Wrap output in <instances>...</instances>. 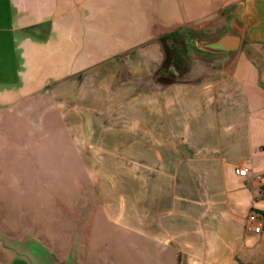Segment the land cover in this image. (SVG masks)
<instances>
[{
  "label": "crops",
  "instance_id": "obj_1",
  "mask_svg": "<svg viewBox=\"0 0 264 264\" xmlns=\"http://www.w3.org/2000/svg\"><path fill=\"white\" fill-rule=\"evenodd\" d=\"M227 26L235 54L185 51L183 77L155 81L164 36ZM11 94L19 115L58 116L155 264H264V0H0V101ZM133 183H156L160 215L123 217Z\"/></svg>",
  "mask_w": 264,
  "mask_h": 264
},
{
  "label": "rangeland",
  "instance_id": "obj_2",
  "mask_svg": "<svg viewBox=\"0 0 264 264\" xmlns=\"http://www.w3.org/2000/svg\"><path fill=\"white\" fill-rule=\"evenodd\" d=\"M186 37L162 39L165 59L155 81L183 77ZM14 97L0 101V264H155L153 246L126 236L118 214L98 200L58 116L43 108L19 115ZM155 184H132L123 217L160 215ZM123 194L104 196L111 201Z\"/></svg>",
  "mask_w": 264,
  "mask_h": 264
},
{
  "label": "water",
  "instance_id": "obj_3",
  "mask_svg": "<svg viewBox=\"0 0 264 264\" xmlns=\"http://www.w3.org/2000/svg\"><path fill=\"white\" fill-rule=\"evenodd\" d=\"M187 35L183 46L190 57L206 59L223 58L235 54L240 47L241 37L234 33L230 26L210 36L200 31L185 29Z\"/></svg>",
  "mask_w": 264,
  "mask_h": 264
},
{
  "label": "built area",
  "instance_id": "obj_4",
  "mask_svg": "<svg viewBox=\"0 0 264 264\" xmlns=\"http://www.w3.org/2000/svg\"><path fill=\"white\" fill-rule=\"evenodd\" d=\"M235 174L238 176H245L247 169L245 167H239L235 169ZM262 216L256 212H250L247 218L248 229L258 233L261 231Z\"/></svg>",
  "mask_w": 264,
  "mask_h": 264
},
{
  "label": "trees",
  "instance_id": "obj_5",
  "mask_svg": "<svg viewBox=\"0 0 264 264\" xmlns=\"http://www.w3.org/2000/svg\"><path fill=\"white\" fill-rule=\"evenodd\" d=\"M164 38H168V39H172L173 41H176L177 40V32L175 33H171V34H168V35H166V36H164ZM179 50L177 49V50H173V58H174V64L176 65V66H178V62H179ZM181 56V55H180Z\"/></svg>",
  "mask_w": 264,
  "mask_h": 264
}]
</instances>
